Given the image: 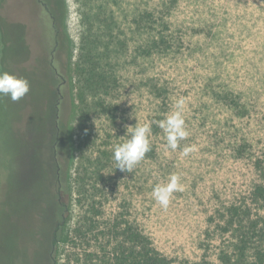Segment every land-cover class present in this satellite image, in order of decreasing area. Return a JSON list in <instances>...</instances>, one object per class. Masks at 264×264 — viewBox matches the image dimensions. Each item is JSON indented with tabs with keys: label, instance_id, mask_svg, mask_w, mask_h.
Masks as SVG:
<instances>
[{
	"label": "rangeland",
	"instance_id": "obj_1",
	"mask_svg": "<svg viewBox=\"0 0 264 264\" xmlns=\"http://www.w3.org/2000/svg\"><path fill=\"white\" fill-rule=\"evenodd\" d=\"M65 1V31L59 35L64 45L56 51L39 0H6L0 16V71L30 84L18 102L0 97V264H33L38 258L44 226L35 214L55 152L61 168L56 176L61 179L55 180L54 191L62 194L65 205L72 152L74 161L67 228L65 206L47 208L61 224L53 254L57 264H86L85 255L100 245L94 238L88 240L91 248L84 242L66 243L91 204L101 212L102 229L116 219L136 222L159 251L178 263L206 258L221 264L220 251L230 236L218 228V212L250 203L260 182L254 162L264 155V0H175L174 5L172 0ZM164 5L173 9L167 17L168 43L149 56L141 47L147 35L144 28L136 30L134 15L152 7L169 12ZM89 23L96 38L87 32ZM84 40L99 46L97 56L104 57L118 82L109 97L114 117L94 115L93 139L86 145L77 129L75 75L82 51L90 48ZM106 42L111 46L108 53ZM56 72L66 78L59 107L61 131L51 84ZM181 97L189 135L173 151L166 148L157 122ZM145 123L151 126V150L132 172H121L113 159L114 146L130 138L125 125ZM188 145H195L196 151L183 156L181 150ZM172 173L181 175L183 191L175 192L164 209L151 193ZM80 178L88 184L84 206L79 204ZM252 208L254 215L259 213L256 205Z\"/></svg>",
	"mask_w": 264,
	"mask_h": 264
},
{
	"label": "trees",
	"instance_id": "obj_2",
	"mask_svg": "<svg viewBox=\"0 0 264 264\" xmlns=\"http://www.w3.org/2000/svg\"><path fill=\"white\" fill-rule=\"evenodd\" d=\"M5 2L6 0H0V16L2 15ZM171 2L174 5L175 0ZM65 3V0H42V2H39V11L42 12L43 16L46 15L50 21L46 22V24H49L47 30L49 37L54 41V47L57 49L62 47L61 41L57 40V36L63 35V30L65 31L64 25L67 17V6L65 7ZM161 7L163 8V6ZM164 7L169 12H165L161 8L152 7L143 12H136L134 15L136 30L144 28V32L147 35L145 45L141 47L144 48V51L149 56L156 54L168 43L166 41V32L169 29L170 22L167 17L172 13L173 9H171L172 7L169 9L166 5ZM87 21H89V18H87ZM113 25L112 21L106 25V28L111 30ZM94 27L92 23L88 24L87 32L90 35L96 33ZM93 36L95 37L96 35ZM85 43L90 48L82 51L83 54L75 65V75L77 77L76 100L78 103L76 107L77 129L86 145L91 143L93 139V131L90 127L93 116L103 114L114 117L116 108L109 103V97L116 91L118 82L109 73L107 69L108 64H105L104 57L100 53V56H97L99 46L97 45L95 48V42H86L84 40ZM109 49H111L110 42H106L105 53H108ZM64 79L66 80V78ZM71 110L73 112V109ZM58 116L60 117V114ZM60 123L63 125L59 119L57 129L61 126ZM245 149L242 148L241 151L245 153ZM72 155L73 152L66 166V228L73 208L74 192L69 180V172L74 163ZM254 169L260 178V182L255 184L248 198L250 203L243 201L241 204H232L226 207L224 211L218 212L220 215V220L217 223L218 228H220L221 233L230 236L228 246L220 251L219 261L221 264H264V155L254 162ZM95 174L98 175V172H95ZM100 177L103 176L101 175ZM78 185L79 189H81L79 204L84 206L88 190L86 179L80 178ZM3 186L4 176L0 170V198ZM47 188L41 191L40 196L50 203V205L55 206L57 204V196L51 195V190L49 191ZM252 205H256L259 213L253 214ZM100 215L101 212L95 211V207L91 204L81 221L82 223L74 229L73 235L66 237L68 238V240L66 239V243L76 246L83 245L82 243L84 242L91 248V245L88 243L90 238H94L95 242L100 244L98 247L93 248L92 252L85 255L86 264H191L185 262L178 263L174 259L164 255L155 246L153 239L144 234L136 222L123 220L119 222L116 219L113 223L108 224L102 229L98 220V216ZM59 230L60 227L55 228L56 232L52 238L55 249L59 243ZM52 264H57V262L54 260ZM192 264L214 263L204 258L200 262Z\"/></svg>",
	"mask_w": 264,
	"mask_h": 264
},
{
	"label": "clouds",
	"instance_id": "obj_3",
	"mask_svg": "<svg viewBox=\"0 0 264 264\" xmlns=\"http://www.w3.org/2000/svg\"><path fill=\"white\" fill-rule=\"evenodd\" d=\"M30 91V84L26 78L18 77L7 71H0V97H7L13 102L23 99ZM185 100L179 98L174 101L173 110L165 119L158 121V127L165 134L166 148L175 151L180 147V142L185 140L189 133L185 127L184 119ZM130 138L123 143L116 144L113 150V159L116 169L130 173L134 167L145 158L151 150L149 136L151 126L148 123L135 126L125 125ZM196 151L195 145L184 146L181 150L183 156H188ZM183 191L181 175L172 173L167 182L158 183L153 187L152 197L164 209H166L175 192Z\"/></svg>",
	"mask_w": 264,
	"mask_h": 264
},
{
	"label": "flooded vegetation",
	"instance_id": "obj_4",
	"mask_svg": "<svg viewBox=\"0 0 264 264\" xmlns=\"http://www.w3.org/2000/svg\"><path fill=\"white\" fill-rule=\"evenodd\" d=\"M39 2H42V0H39ZM57 40L61 41V40H59V35L57 36ZM61 42H60V44L63 46V43H61ZM56 50H57V48H55L54 51H56ZM53 69H54V65L52 64V68L51 69L48 68V70L51 71ZM51 77H52L51 84L53 83L52 86L55 87L54 90L56 91V95L58 97V100H57V119H56V123H57L58 120L60 119L58 114L60 111L59 107H61V100L64 99V96H63L62 91H61V87L66 84V80L64 79V76L59 75L57 72H56V76H52V74H51ZM61 127H62V124L58 128V131L59 130L61 131ZM56 155H57V153L55 152L56 162H53L51 167H50V176L48 179L49 181H48L47 186L51 190V195H53L54 197L57 196V199H56V201H57L56 206L57 207L55 209H58L59 207L63 208V206H65V204H63V202H62V197H63L62 194L58 193V192L55 193V191H54L55 180H57L58 178L61 179V177L56 176V175L61 174V168H60L59 160H58ZM59 187H60V185H59ZM51 195H50V197H51ZM38 202H40V203H39L38 209H36V211L39 210V212L37 214H35V217L39 221L43 222L44 227L41 229V232L39 234L40 248H39V251L37 254L38 258L33 264H52L53 263V254L55 251V248L53 247V239L52 238H53V234L56 232L55 228L61 227L60 219L58 217H56L55 214L47 211L48 207H50V206L53 207L54 205H50V203H48L44 198H41V196L39 197ZM45 202H47L48 205L45 204ZM65 209H66V206H65ZM62 218L64 220L65 214L62 216ZM55 219H57L58 223L54 227V225L56 223Z\"/></svg>",
	"mask_w": 264,
	"mask_h": 264
}]
</instances>
